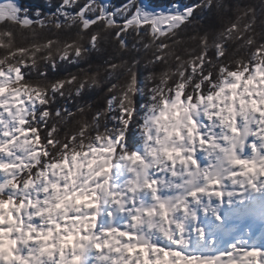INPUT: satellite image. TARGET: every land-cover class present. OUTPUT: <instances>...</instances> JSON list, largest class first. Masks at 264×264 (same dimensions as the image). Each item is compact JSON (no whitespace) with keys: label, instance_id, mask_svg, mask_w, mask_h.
Returning <instances> with one entry per match:
<instances>
[{"label":"snow or ice","instance_id":"snow-or-ice-1","mask_svg":"<svg viewBox=\"0 0 264 264\" xmlns=\"http://www.w3.org/2000/svg\"><path fill=\"white\" fill-rule=\"evenodd\" d=\"M206 11L225 26L201 34ZM260 17L240 0H0V264H264ZM105 44L120 53L106 76L49 78ZM133 53L151 54L143 80ZM106 79L90 117L52 107Z\"/></svg>","mask_w":264,"mask_h":264},{"label":"trees","instance_id":"trees-1","mask_svg":"<svg viewBox=\"0 0 264 264\" xmlns=\"http://www.w3.org/2000/svg\"><path fill=\"white\" fill-rule=\"evenodd\" d=\"M60 0H19V3L23 6L29 8L31 13L34 14L36 9H41L45 14H50L55 10L56 6L59 4ZM105 2H109V5L113 8L122 5L126 0H105ZM145 2L151 7H167L170 0H145ZM180 4L183 5H191L193 3H198L199 0H178ZM235 2V0H233ZM242 4L245 5H253L257 9V13L261 12V9L264 8V0H240ZM83 3V0H81ZM216 13L213 11L211 13L205 12L204 14V23L201 27V34L205 30L211 29L213 32H217L221 30L227 21H221L219 19H215ZM264 23V17L258 18L257 22V31H260L259 25ZM192 34V30L189 29L186 34L183 35V40L185 44L182 47L187 46L190 48H196L197 42L191 41L188 37ZM43 36H51L53 33L45 32L42 34ZM129 46L133 43L137 42V38L134 35H130L127 37ZM147 40V38H145ZM29 38L27 36L17 35V43L21 46H24L28 43ZM2 54V51H0ZM137 55L141 63L137 67L138 74L140 78L143 80L147 75V69L145 68V62L148 58H150L151 54L149 53L147 56L142 55L141 53H133ZM212 53L210 52L209 55ZM128 58V54H125V59ZM106 61H110L113 63L120 62V53L115 50L114 45L105 44L101 51H93L89 54L86 60H80L78 63L69 64L66 62H58V67L55 71L51 69L49 66L47 71L49 78H64L69 76L70 74H75L78 76H82V71H92L98 68L101 69L102 77L106 76V73L103 71V66ZM43 68V65H41ZM33 77H35V73H33ZM111 82H115V78L113 77ZM109 86V81L106 79L105 82L100 87H95L88 89L82 93L80 97H76L74 94L67 99H62L57 97L56 103L52 105L53 108L57 107H68L71 111L76 112L78 106L91 105V109L88 111L89 117L96 110L103 109L106 106V99L108 98L107 87ZM138 103L143 104L147 101V92L142 97H138Z\"/></svg>","mask_w":264,"mask_h":264},{"label":"rangeland","instance_id":"rangeland-1","mask_svg":"<svg viewBox=\"0 0 264 264\" xmlns=\"http://www.w3.org/2000/svg\"><path fill=\"white\" fill-rule=\"evenodd\" d=\"M106 3L109 4V2H106ZM145 3H146V2H145ZM146 4H147V3H146ZM235 227H237V228H242V227L239 226V223H237V224L235 225ZM242 229H243V228H242ZM256 229H257V230H256ZM249 231H253V232H255V234H256V242L259 243V238H260V236H261V231L258 229L257 224L249 225V226L247 227V230L243 229L242 234H243V233H246V232H249Z\"/></svg>","mask_w":264,"mask_h":264},{"label":"bare ground","instance_id":"bare-ground-1","mask_svg":"<svg viewBox=\"0 0 264 264\" xmlns=\"http://www.w3.org/2000/svg\"><path fill=\"white\" fill-rule=\"evenodd\" d=\"M253 224H255V223H252V224H250V225H253ZM245 225H248V222H247V221H243V220H242V221L239 222V226L242 227L243 229L247 230V227H248L249 225H248V226H245ZM256 230H257V229H256Z\"/></svg>","mask_w":264,"mask_h":264}]
</instances>
